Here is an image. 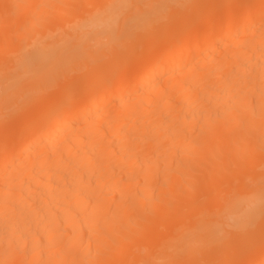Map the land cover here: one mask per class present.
Returning <instances> with one entry per match:
<instances>
[{
    "label": "bare ground",
    "instance_id": "6f19581e",
    "mask_svg": "<svg viewBox=\"0 0 264 264\" xmlns=\"http://www.w3.org/2000/svg\"><path fill=\"white\" fill-rule=\"evenodd\" d=\"M0 132V264H264V0H0Z\"/></svg>",
    "mask_w": 264,
    "mask_h": 264
},
{
    "label": "rangeland",
    "instance_id": "374dc122",
    "mask_svg": "<svg viewBox=\"0 0 264 264\" xmlns=\"http://www.w3.org/2000/svg\"><path fill=\"white\" fill-rule=\"evenodd\" d=\"M141 55V57L140 56H138V55H136V59H135V57H134V60H136V61H134V63H133V61H132V64H134V67H136V63H138V62H141V60H142V62H143V59L144 58H142V55L143 54H140ZM143 57H144V55H143ZM140 58V59H139ZM107 59H105V61H106ZM103 62V61H102ZM107 62V61H106ZM126 62V61H125ZM124 61L122 62L123 64H124V66L126 67L127 66V68L129 69L130 68V66L127 64V63H125ZM108 63V62H107ZM107 63L105 64V69H108V67H107ZM122 63L120 62L119 64L118 63H116V64H118L119 66H117L116 65V67L114 68V70H106V73H105V71H103V74H102V76L105 74V77H110L111 75H114V72H116V71H125V68H124V66L122 65ZM102 64H104V63H102ZM109 65H111L112 64V62H109L108 63ZM139 64H141V63H139ZM138 64V65H139ZM137 65V66H138ZM133 66V65H132ZM110 67V66H109ZM124 68V69H121V68ZM118 68H120L121 70H119ZM126 68V70H128ZM111 72H113L112 74H111ZM111 74V75H110ZM75 82H77V81H75ZM75 84H77V83H75ZM78 86V84L76 85V87ZM80 90V88H78V91H77V89H76V91L74 90V91H72V92H69L70 94H69V97H70V99L73 101V102H75V103H77V102H79L80 100H81V98H82V92H81V90ZM3 130H1V132H2ZM5 131H7V129L5 130ZM0 132V138H2V136L4 135V133H1ZM4 132V131H3Z\"/></svg>",
    "mask_w": 264,
    "mask_h": 264
}]
</instances>
